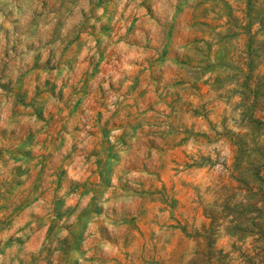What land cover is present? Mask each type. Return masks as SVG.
<instances>
[{
    "label": "rangeland",
    "instance_id": "374dc122",
    "mask_svg": "<svg viewBox=\"0 0 264 264\" xmlns=\"http://www.w3.org/2000/svg\"><path fill=\"white\" fill-rule=\"evenodd\" d=\"M0 264H264V0H0Z\"/></svg>",
    "mask_w": 264,
    "mask_h": 264
}]
</instances>
